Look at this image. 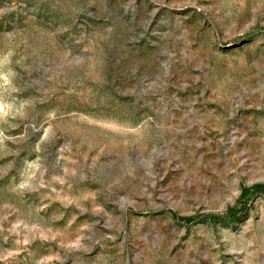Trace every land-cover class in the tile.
I'll use <instances>...</instances> for the list:
<instances>
[{
  "label": "rangeland",
  "instance_id": "1",
  "mask_svg": "<svg viewBox=\"0 0 264 264\" xmlns=\"http://www.w3.org/2000/svg\"><path fill=\"white\" fill-rule=\"evenodd\" d=\"M257 185L264 0H0V264H264Z\"/></svg>",
  "mask_w": 264,
  "mask_h": 264
},
{
  "label": "trees",
  "instance_id": "2",
  "mask_svg": "<svg viewBox=\"0 0 264 264\" xmlns=\"http://www.w3.org/2000/svg\"><path fill=\"white\" fill-rule=\"evenodd\" d=\"M253 190H254L255 192L263 191V190H264V186H261V185L254 186V187H253ZM247 192H248L247 190H244V191L242 192V194H241V197H244V196L247 194ZM226 215H232L231 211L228 212ZM232 218H233V216H232Z\"/></svg>",
  "mask_w": 264,
  "mask_h": 264
}]
</instances>
